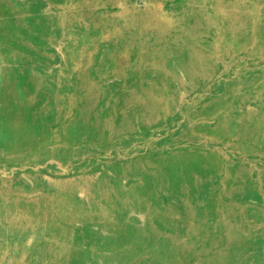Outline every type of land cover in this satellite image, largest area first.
<instances>
[{"label": "rangeland", "instance_id": "obj_1", "mask_svg": "<svg viewBox=\"0 0 264 264\" xmlns=\"http://www.w3.org/2000/svg\"><path fill=\"white\" fill-rule=\"evenodd\" d=\"M0 264H264V0H0Z\"/></svg>", "mask_w": 264, "mask_h": 264}]
</instances>
